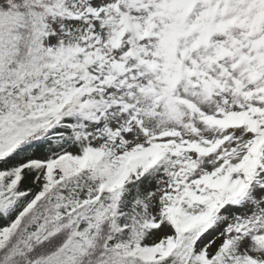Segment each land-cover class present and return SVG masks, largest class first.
Instances as JSON below:
<instances>
[{
    "label": "snow or ice",
    "instance_id": "snow-or-ice-1",
    "mask_svg": "<svg viewBox=\"0 0 264 264\" xmlns=\"http://www.w3.org/2000/svg\"><path fill=\"white\" fill-rule=\"evenodd\" d=\"M0 264H264V0H0Z\"/></svg>",
    "mask_w": 264,
    "mask_h": 264
}]
</instances>
